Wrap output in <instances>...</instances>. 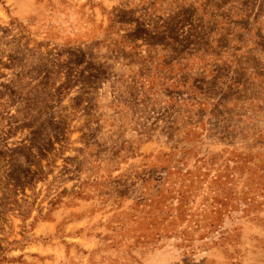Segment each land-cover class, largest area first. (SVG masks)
Listing matches in <instances>:
<instances>
[{"label": "rangeland", "instance_id": "rangeland-1", "mask_svg": "<svg viewBox=\"0 0 264 264\" xmlns=\"http://www.w3.org/2000/svg\"><path fill=\"white\" fill-rule=\"evenodd\" d=\"M0 264H264V0H0Z\"/></svg>", "mask_w": 264, "mask_h": 264}]
</instances>
